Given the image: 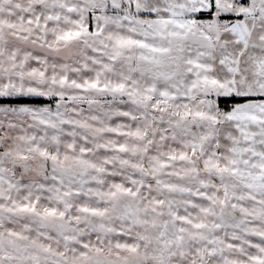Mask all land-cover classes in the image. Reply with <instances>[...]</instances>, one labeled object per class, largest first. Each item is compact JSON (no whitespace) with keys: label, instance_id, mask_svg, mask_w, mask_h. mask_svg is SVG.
Segmentation results:
<instances>
[{"label":"snow or ice","instance_id":"6c2138e0","mask_svg":"<svg viewBox=\"0 0 264 264\" xmlns=\"http://www.w3.org/2000/svg\"><path fill=\"white\" fill-rule=\"evenodd\" d=\"M0 264H264V0H0Z\"/></svg>","mask_w":264,"mask_h":264}]
</instances>
